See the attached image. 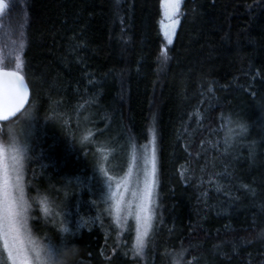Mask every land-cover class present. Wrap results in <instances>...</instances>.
Wrapping results in <instances>:
<instances>
[{
	"label": "trees",
	"instance_id": "obj_1",
	"mask_svg": "<svg viewBox=\"0 0 264 264\" xmlns=\"http://www.w3.org/2000/svg\"><path fill=\"white\" fill-rule=\"evenodd\" d=\"M5 3L11 8L0 13V67L20 63L31 98L19 116L0 122V138L7 142L8 131L20 127L28 132L20 143L34 238L71 240L76 264H176L181 249V264L201 253L226 264L220 252L207 255L214 245L232 254L230 264H260L264 111L250 93L264 94V0H182L166 61L164 0ZM237 122L248 131L226 150ZM153 126L157 211L141 258L133 251V221L118 224L105 211L99 166L110 177L126 170ZM234 236L252 243L238 242L232 253L225 241Z\"/></svg>",
	"mask_w": 264,
	"mask_h": 264
},
{
	"label": "snow or ice",
	"instance_id": "obj_2",
	"mask_svg": "<svg viewBox=\"0 0 264 264\" xmlns=\"http://www.w3.org/2000/svg\"><path fill=\"white\" fill-rule=\"evenodd\" d=\"M180 2L181 0H175V2L169 3V0H165L162 5L165 9V17L170 21L169 24H164V21H161L167 45L173 43V37L176 34L175 27L179 23L177 16L182 15V13L179 12ZM9 8H11V4L5 3V0H0V13ZM169 9H171V12H169ZM21 36H23V33H21ZM19 47L22 50L24 44L21 42ZM162 55L166 61L168 59L167 48H165ZM17 60H19V57H17ZM15 67L17 71H6L3 67H0V77L8 78L9 82L12 80L19 82V87L16 88L13 93L6 94L5 96L3 107L0 109V121H8L11 116H14L20 111L26 102L27 89L23 83L24 77L19 75L18 72L22 65L16 63ZM208 91L211 92L212 89L209 88ZM250 95L256 98L254 103H256L261 111H264V94L252 92ZM237 128L238 132L229 129V136L225 138L226 150L227 147L233 146L236 142L233 136L242 139L248 131V126L244 123L237 122ZM149 132L151 134L149 143L142 146L136 145L140 154L138 157H134L133 167L136 171L135 190L132 189L131 183L128 188V191L131 192L133 197L149 202L144 230L138 232L136 243L133 246L135 256L141 258L145 255V250L150 243L149 234L152 230L151 222L154 219V212L151 208L152 193L158 184L157 133L155 127H151ZM100 135H103V130H101ZM8 136V148L5 149L4 145L0 144V244L3 245L2 250H0V264H76L75 258L79 256V249L71 240L61 236L59 237V243L52 237H45L44 241L38 242L34 238L32 227L29 225V220L32 219L30 213L34 201L26 195L24 190L25 185L21 182V174L25 160L24 150L19 146L11 130L8 131ZM88 140V136L83 137V141ZM248 148L249 157L255 160V144H249ZM6 151L7 164L5 165ZM99 172L106 178L105 183L111 192V177L102 164L99 166ZM217 190L219 191V188ZM225 194L227 195L228 193L226 192ZM65 195H67V193H65ZM111 198L113 197L110 196V199ZM95 203L96 202L93 201V204ZM126 203L127 201L121 202V200H116L115 212L118 214V224L124 212L128 211V209L124 207ZM56 206L61 208V212L67 207L64 201ZM262 208H264V206H262ZM105 211L111 214V208L105 209ZM45 212L48 213L49 209L45 208ZM61 212L53 214L50 222L56 224V217L61 215ZM96 219H100V217L97 216ZM59 223L63 225L65 222L61 220ZM68 231L66 227L61 228L62 233H67ZM258 238L264 241V230L258 234ZM252 239L251 237L234 236L226 240L225 243L231 245L232 253H234L237 250L238 242L250 244L252 243ZM185 252H187V249H181L180 252L175 254L177 257L176 264H181ZM218 252L225 256L226 264H230L233 258L232 254L221 249L220 245H214L207 255L214 258ZM112 264H117V262L113 261ZM186 264H216V261L214 259L205 258V254L201 253L200 258L194 257L193 261H187ZM248 264H251L250 260ZM260 264H264V260L260 261Z\"/></svg>",
	"mask_w": 264,
	"mask_h": 264
},
{
	"label": "rangeland",
	"instance_id": "obj_3",
	"mask_svg": "<svg viewBox=\"0 0 264 264\" xmlns=\"http://www.w3.org/2000/svg\"><path fill=\"white\" fill-rule=\"evenodd\" d=\"M164 2H165V0H164ZM173 2H175V0H169V3H173ZM181 2H182V0H181ZM181 2H180V6H179V12H180V7H181ZM169 12H171V9H169ZM177 19L179 20V16H177ZM162 21H164V24L170 23V21L165 17V9L164 8H163ZM177 25L175 27V30L177 28ZM163 32H164V28H163ZM166 45H167V41L164 37V45L162 47L161 54L164 52ZM12 132H13V130H12ZM13 133L15 135V138L18 139L17 142H18L19 146L21 147L22 144L20 143V137H21V135L23 136V134L25 136H28V132H26L24 127H20L19 129H16ZM0 144L4 145L5 149L8 148L7 142L2 140L1 138H0ZM139 154H140V152L131 156L126 170L122 171L120 174H115V175L111 176V181H110L111 182V192L109 191L107 184H106V192H105V198H106L107 203H108V209L111 208V215L116 220H117V215H118L115 212L116 200H121V202L127 201V203L124 204V207L127 208L128 211L124 212L123 217L120 218V223L122 221L128 222V220L133 221L134 228L137 232L136 235L138 234V232H142L144 230L145 218L148 215V208H149V202L148 201L143 200V199H137V198L132 196L130 191H128L130 183H131L132 189L135 190L136 171H135V168L133 167V165H134V157H138ZM6 157H7V151L5 152V165L7 164ZM21 182L23 183V171L21 174ZM118 185H119V187H118ZM141 190H142V185H141ZM156 190H157V186L155 187V189L152 193L151 208L154 212V219L151 222L152 226L154 225V221L156 218V211H157V208H156V206H157V192H156ZM110 196L113 198L110 199ZM2 248H3V245L0 244V250H2Z\"/></svg>",
	"mask_w": 264,
	"mask_h": 264
},
{
	"label": "water",
	"instance_id": "obj_4",
	"mask_svg": "<svg viewBox=\"0 0 264 264\" xmlns=\"http://www.w3.org/2000/svg\"><path fill=\"white\" fill-rule=\"evenodd\" d=\"M4 70H6V71H16V70H10V69H4ZM19 75H22V74L19 72ZM23 83H24V85L26 86V89H27L26 102H25L24 106L20 109V111H18L14 116H11L8 121L13 120L17 116H19L25 110V108L28 106V104L30 102L31 91H30L29 85H28L25 77H24ZM18 87H19V82L18 81L12 80L11 82H9L8 78L0 77V109H2V107H3L6 94L13 93L14 90L16 88H18ZM0 122H7V121H0Z\"/></svg>",
	"mask_w": 264,
	"mask_h": 264
}]
</instances>
